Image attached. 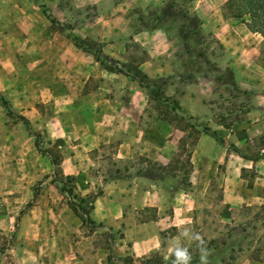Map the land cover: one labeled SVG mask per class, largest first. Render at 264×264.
Segmentation results:
<instances>
[{"label":"rangeland","instance_id":"374dc122","mask_svg":"<svg viewBox=\"0 0 264 264\" xmlns=\"http://www.w3.org/2000/svg\"><path fill=\"white\" fill-rule=\"evenodd\" d=\"M94 1L101 4L0 0V94L29 123L27 131L0 106V264H64L73 255L88 264L99 244L110 247L121 235V227L79 224L57 180L79 197L85 183L91 191L84 196L97 193L104 180L141 189L155 183L168 196L177 188L190 190L200 198L190 228L206 241L209 264H228L229 256L239 255L264 264V202L215 200L216 178L229 177L232 167L245 187L256 182L264 193V180L256 178L264 175V163L257 165L264 160V130L250 131L258 119L246 113L252 105L264 113V89L258 86L264 81L262 36L248 30L246 14L233 17L225 0H165L126 11L113 7L119 0ZM69 35L100 44L109 65L137 66L156 96L105 69ZM172 100L179 108H172ZM111 112L122 133L105 135L89 155L87 130L97 124L106 130ZM137 112L135 130L125 136ZM124 136L135 152L121 151ZM53 156L61 161L57 171ZM72 163L80 166L77 173ZM189 177L208 178L202 194ZM150 208L145 216L153 214ZM183 244L198 252L195 242ZM146 261L167 264L158 252Z\"/></svg>","mask_w":264,"mask_h":264},{"label":"crops","instance_id":"0c3cea01","mask_svg":"<svg viewBox=\"0 0 264 264\" xmlns=\"http://www.w3.org/2000/svg\"><path fill=\"white\" fill-rule=\"evenodd\" d=\"M84 1L86 4L90 5L95 3L94 0ZM164 1L165 0H119L113 7L119 5L124 6L126 11V9L137 5H161ZM95 4L99 5L101 2H96ZM124 16L131 20L130 15H127V13H124ZM258 86L264 89V81H259ZM253 101H255V96H253ZM255 109L256 106L252 105L251 109L246 113L249 117L258 119V122L253 123L249 127V130L259 132L264 130V113H258ZM135 111L136 110H134V112ZM138 118V112L131 115V121L128 123V128L131 127V130H125L126 133H123L124 135L126 134L125 136L133 133ZM116 121V114L111 112V115L109 114L108 116L110 127L104 130L103 126L97 124L94 128L91 127L87 130L88 145L86 151L89 152V155H91V150L96 149L105 141V135L109 138L112 135L122 133L119 132L117 128L120 127V123L117 125ZM125 136L118 144V146L121 147V151H125L126 148H129V153L135 152L136 145L133 144V142H127V137ZM260 161L264 163V160L258 159V166L261 165ZM71 169L73 172L77 173L80 166L72 163ZM262 176L263 178L257 176V180H264V175ZM188 181L194 185V188H203L199 191L201 194L202 190H205L209 184L208 178H200L198 181L193 182L192 178L189 177ZM216 184H218L219 190L216 188L218 191L215 192V200H226L231 205H237L238 203L249 204L253 199H261V201L264 202V193L261 192V188L256 185V182L251 187H245V180L234 174V167H232V174L229 175V177L221 178L220 180L219 177H217ZM81 185L80 182L79 186ZM156 185L155 183H151L147 188L141 189L132 184L129 185L123 182L104 180L97 189L99 193L93 197L88 216L95 224H100L104 228H110L112 230L119 227L122 228L121 235L118 239L113 241L109 247L111 258L113 257L114 260L117 259L116 263L120 262L121 264L122 260L127 258L130 261L129 264H150L146 259L156 252H158L165 261L164 257L167 255L169 242L176 239L179 235L180 229L177 225L185 223L190 227L193 223L192 209L200 198L192 191L183 188L175 189V191L168 196L156 189ZM84 187L87 188L86 190L84 188L85 191L81 196L91 191L89 183H85ZM93 194H95V192ZM147 207H151L150 210L153 214L145 216V213L148 212L146 211ZM79 224H81L80 221ZM167 230H170L171 233L168 234ZM99 246V248H95L94 253L91 254L87 263L111 264L112 259L107 258V249L102 247L101 244H99ZM192 254V264H198L199 252ZM79 259V257L74 258L73 255L71 259L64 264L85 263V260L81 261ZM141 260L144 261L141 262ZM229 261L230 263L228 264L255 263V261L251 260L250 257L246 255L234 256L233 260Z\"/></svg>","mask_w":264,"mask_h":264},{"label":"trees","instance_id":"16d2710c","mask_svg":"<svg viewBox=\"0 0 264 264\" xmlns=\"http://www.w3.org/2000/svg\"><path fill=\"white\" fill-rule=\"evenodd\" d=\"M234 4H236L234 6ZM224 6L226 9H233L231 12V15L233 17H238L240 18L242 14H246L249 19L244 21L246 27L248 30L252 32H257L262 36V39L264 40V0H225ZM42 14L51 22L58 24V21L51 15H49L46 11L45 8H42ZM243 21V20H242ZM179 33H182V30H179ZM69 39L71 42L74 44V46L90 52L95 61L98 62L100 65H102L105 69H108L109 71L116 72V73H121L127 77H129L131 80L135 81L139 87H150L149 82L150 79L149 77L142 71L137 66L134 65H126L125 64H120V65H109L105 63L101 59V51H100V44L97 43V46L92 47L91 45H85L83 44V40L79 38L78 36L74 35H69ZM126 67L125 69L123 68ZM156 89L153 87H150L149 89V95L156 96ZM172 108H179V105L175 100H172L171 102ZM0 106L5 109L7 113L14 114L16 119L19 121H22L24 124L25 129L28 131L29 123L28 120L22 116L17 114L16 112L13 111V109L9 106L8 102L6 99L3 97L2 94H0ZM208 130L207 127H203L201 129V132H205ZM217 142H222V140L219 138L217 139L216 137L214 138ZM34 146L37 150L41 151L40 146L38 145L37 138L34 136ZM228 147H231L232 149L236 150L235 147L229 143L227 145ZM59 157L53 156L50 157V162L51 165L53 166V170L57 171L58 170V162ZM160 169H163V167H160ZM60 171V170H59ZM66 178H72L70 176H65ZM57 182L60 184V190L64 192L69 200H68V206L70 210L74 213L75 216L79 218L82 224L87 225L89 227H99L101 226L100 224H95L90 217L88 216V212L91 208V203L93 200V197L99 193L91 194V195H86L83 197H79L76 194H74L73 187H67L65 186L62 181L57 180ZM87 201L88 207L85 209L82 206V203ZM26 205H29L27 203ZM107 258H111L110 252H109V246H107ZM233 256H229V260H233Z\"/></svg>","mask_w":264,"mask_h":264},{"label":"clouds","instance_id":"9594fccd","mask_svg":"<svg viewBox=\"0 0 264 264\" xmlns=\"http://www.w3.org/2000/svg\"><path fill=\"white\" fill-rule=\"evenodd\" d=\"M177 227L180 229L179 235L176 239L169 242L167 255L164 257L167 264H192L193 254L189 248L182 243V238L189 242L196 243L199 252L198 264H209L208 257L210 255V250L204 238L199 233L193 232L185 223L177 225Z\"/></svg>","mask_w":264,"mask_h":264}]
</instances>
